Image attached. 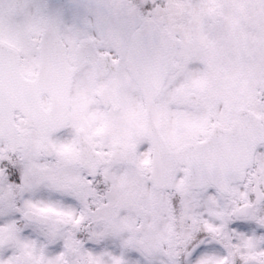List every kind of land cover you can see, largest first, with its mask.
<instances>
[{
	"label": "snow or ice",
	"instance_id": "6c2138e0",
	"mask_svg": "<svg viewBox=\"0 0 264 264\" xmlns=\"http://www.w3.org/2000/svg\"><path fill=\"white\" fill-rule=\"evenodd\" d=\"M163 2L0 0V264H264V81L187 57ZM121 57L156 113L132 134Z\"/></svg>",
	"mask_w": 264,
	"mask_h": 264
},
{
	"label": "rangeland",
	"instance_id": "374dc122",
	"mask_svg": "<svg viewBox=\"0 0 264 264\" xmlns=\"http://www.w3.org/2000/svg\"><path fill=\"white\" fill-rule=\"evenodd\" d=\"M109 2L122 4L131 16L140 0ZM152 18L171 33L187 57L207 58L220 69L227 62L236 63L245 87L264 81V0H164ZM127 23L132 26L131 20ZM118 35L109 26L96 40L106 43ZM4 41L15 44L7 36ZM20 50L24 62H35L30 51Z\"/></svg>",
	"mask_w": 264,
	"mask_h": 264
},
{
	"label": "flooded vegetation",
	"instance_id": "af4514ba",
	"mask_svg": "<svg viewBox=\"0 0 264 264\" xmlns=\"http://www.w3.org/2000/svg\"><path fill=\"white\" fill-rule=\"evenodd\" d=\"M96 41V40H95ZM98 44H105L103 42L96 41ZM9 45L15 47V45L8 43ZM66 47L71 49L73 46L71 43L66 42ZM107 53V50L105 49V54ZM118 64V71L116 73V77L121 81L122 84H124L128 90L129 96L133 99V101L136 104L137 107V113L135 118H132L130 115H128L126 112H121V119L125 123V125H128V128L130 129L128 132L129 134H132L133 131L137 127H144L145 124V108L141 100V95L139 92V89L134 82L127 66H126V60L124 58H119L117 60ZM36 68V67H35ZM93 66H85L82 64H73L71 67V73H72V79L75 80H85L87 81L91 96L90 101L92 104L96 106V111H99L105 115H107L111 111H115V109H109L104 106L103 100L101 98V90L104 87V81L100 74L97 73V75L93 71ZM75 85H72V89H74ZM71 91V89H70ZM72 97L70 96V99ZM136 99V100H135ZM137 126V127H136Z\"/></svg>",
	"mask_w": 264,
	"mask_h": 264
},
{
	"label": "water",
	"instance_id": "95a60500",
	"mask_svg": "<svg viewBox=\"0 0 264 264\" xmlns=\"http://www.w3.org/2000/svg\"><path fill=\"white\" fill-rule=\"evenodd\" d=\"M127 66H128V63H127ZM128 69H129V66H128ZM129 70H130V69H129ZM130 72L132 73L133 78L135 79L136 83L138 84V86H139V88H140V90H141V93H142L143 99H144V101H145V103H146V109H147V112H146V113H147V116H146V117H147V119H146V124H147L148 121H149L150 119H152V107H153V105L149 102V99H148L147 96L144 94L143 89H142V87L140 86L138 80L136 79L134 73H133L131 70H130ZM36 73H37V74L39 73V66H38V68H37Z\"/></svg>",
	"mask_w": 264,
	"mask_h": 264
}]
</instances>
